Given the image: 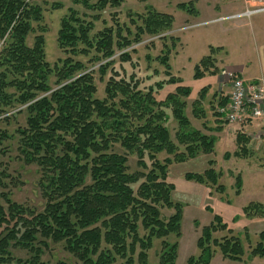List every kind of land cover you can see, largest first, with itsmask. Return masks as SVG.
<instances>
[{
  "label": "trees",
  "instance_id": "trees-1",
  "mask_svg": "<svg viewBox=\"0 0 264 264\" xmlns=\"http://www.w3.org/2000/svg\"><path fill=\"white\" fill-rule=\"evenodd\" d=\"M125 1L73 0L89 15L70 9L62 19L57 43L65 58L52 65L45 51L42 7L26 0H0V121H9L7 114L26 106V126L17 129L12 141L22 163L35 166L44 200L41 208L15 201L7 190L13 179L9 171L0 170V264L15 263L13 249L28 255L16 264H53L43 260L52 247L69 261L54 264H136L137 253L139 264H148V253L158 240L159 264H176L178 242L167 239L181 236L182 207L172 198L170 167L214 153L216 140L196 130L189 119L193 90L172 74L170 65L176 41L158 58L166 69L165 81L141 88L143 81L135 75L127 79L116 70L117 53L122 63L130 62L128 50L145 37L152 44L157 37L171 39L168 33L174 30L172 15L148 6L143 14L129 15L135 32L117 22L115 13V25L106 23L97 31L102 15L120 9ZM190 8L179 5L189 13ZM35 25L41 34L30 46ZM96 74L106 83L104 99L97 97ZM217 75L216 58L208 56L196 65L194 80ZM169 86H176L175 92L160 99ZM207 94L208 89H202L192 104L196 119L206 116ZM227 100L215 104L213 97L209 102L217 121L225 124ZM171 119L178 126L175 137L168 127ZM9 138L0 130V146ZM249 140L238 134L239 149ZM162 155L167 157L161 160ZM131 156L137 158V171L130 169ZM220 176L212 168L187 174L189 181L213 186ZM164 210L173 214L166 219ZM244 212L248 218L263 217L264 206L251 204ZM220 221L203 229L201 255L187 264H210L214 248L227 259L242 260L240 238L214 240V232L223 227ZM251 256L264 259V233Z\"/></svg>",
  "mask_w": 264,
  "mask_h": 264
},
{
  "label": "rangeland",
  "instance_id": "rangeland-1",
  "mask_svg": "<svg viewBox=\"0 0 264 264\" xmlns=\"http://www.w3.org/2000/svg\"><path fill=\"white\" fill-rule=\"evenodd\" d=\"M26 2L32 5L37 4L43 9L42 25L46 31L45 51L48 62L54 65L58 60L65 58L57 43L62 19L68 15L70 9L77 11L80 15H89V13L83 7L74 5L73 0H26ZM182 4L192 6L190 8L192 11L189 13L179 9V5ZM56 5L61 8H54ZM148 6L157 12L174 17V30L168 33L171 39L159 40L157 37L150 44L152 41L145 37L143 43L128 50L132 52V61L122 63L119 60L120 53H117L116 70L127 79L135 75L143 81L141 88L165 81L168 79L166 69L158 58L164 55L165 46L170 47L173 41H176L175 48L173 47L170 54V65L172 74L181 78L184 86L193 90V94L188 99L189 119L196 130L216 140L214 153L201 154L196 159H188L182 164H174L170 167L168 179L175 187L172 198L182 207L181 236L179 239L175 237L167 239L170 243L178 242L176 264H187L190 258L200 257L198 241L202 231L216 224L217 218L221 219L223 227L214 232V240L221 242L223 238L236 236L243 242L245 255L242 260L233 261L225 258L218 249L214 248L215 254L210 264H264V259L251 256V251L259 243L260 235L264 233V216L254 215L248 218L244 212L249 205L264 202V145L261 146L260 140L255 139L252 143L249 140L250 143L244 145L243 149H239L238 134L245 135L247 139L251 138L241 131L249 122L231 125L238 128L237 132L233 130L231 133L226 127H218L219 117L215 115L209 102L215 95L214 88H218L220 79L209 80L205 77L201 81L194 80L196 65L208 56L216 58V62L217 58L222 60L221 63L226 66H243L246 69L245 74L257 80H264V0H147L146 3L126 0L120 9L105 12L102 19L96 23V30H102L106 23L115 25L112 13H115L117 22L132 28L129 15L143 14ZM35 28L37 34L34 33L28 37L30 46L34 45L35 36L41 34L36 25ZM132 30L135 32V29L132 28ZM2 46L1 43L0 52ZM82 59L88 62V59ZM216 67L219 75L222 74L220 68L217 65ZM226 76L222 81L230 78ZM107 79L108 76L105 81ZM213 82L216 83L215 87L214 84L212 85ZM96 83L97 97L104 99L106 83L101 82L97 74ZM204 88L208 89L207 100L203 106L206 116L196 119L192 104L199 99L200 91ZM175 89L176 86L167 87L160 99L164 100L168 94L174 93ZM25 110L26 106L19 107L7 114L8 117L5 116L9 121H0V130L7 131L10 137L0 146V170L9 171L10 178L13 179L7 190L11 192L15 201L41 208L44 200L39 191L36 168L22 163L12 141L17 129L26 126ZM168 127L172 136L175 137L178 126L173 119L168 123ZM166 157L162 155L160 159L163 160ZM129 166L132 171L138 170L136 157H129ZM209 168L221 174L217 186L188 180L187 174L203 173ZM238 177L240 182L237 181ZM238 183L241 184V188L237 186ZM172 214L173 211H163L166 219ZM161 241L154 242V248L148 253V264H159ZM11 253L15 259L14 264L17 260L28 259L27 253L15 249ZM137 257L138 253L135 260L136 264H139ZM43 260L51 261L53 264L59 260L69 262L61 249L53 247L45 251Z\"/></svg>",
  "mask_w": 264,
  "mask_h": 264
},
{
  "label": "built area",
  "instance_id": "built-area-1",
  "mask_svg": "<svg viewBox=\"0 0 264 264\" xmlns=\"http://www.w3.org/2000/svg\"><path fill=\"white\" fill-rule=\"evenodd\" d=\"M228 106L222 110L230 125L259 123L264 135V80L248 81L231 76Z\"/></svg>",
  "mask_w": 264,
  "mask_h": 264
},
{
  "label": "crops",
  "instance_id": "crops-1",
  "mask_svg": "<svg viewBox=\"0 0 264 264\" xmlns=\"http://www.w3.org/2000/svg\"><path fill=\"white\" fill-rule=\"evenodd\" d=\"M221 62H222V60H219L217 58L216 65L220 68V72H222V74L220 73V75L217 76V77H214V76H207L206 77L209 80H215V78L220 79L218 81V88H214V90H215V95H214V102H215V104H218L219 101H221L222 104H224L226 98L229 100V96H230L231 91H230V86H229L230 83H228V82L230 81L231 76H236V77H239V78H243V79L248 80V81H257V78L250 77L247 74H245L246 69L243 66H240V65L226 66L224 63H221ZM223 75L224 76L227 75L230 78L228 80H226V81L225 80L222 81L223 80V77H224ZM212 85L215 87L216 86V83L213 82ZM220 85H223V86L221 87ZM228 100H227V102H228ZM218 127H220V128L221 127L222 128L226 127L227 130L230 133L233 130L235 132H237V129H238L235 126H231L229 124H225V123H223L221 121H220ZM232 128H234V129H232ZM241 131H242V133L248 134L251 137L250 138L251 143H252L253 140L257 139V140H260V142L262 143L261 146L264 145L263 130H262V127H261V125L259 123L250 122L248 125L246 124L245 127L243 128V130H241ZM257 203L264 206V202H257Z\"/></svg>",
  "mask_w": 264,
  "mask_h": 264
}]
</instances>
